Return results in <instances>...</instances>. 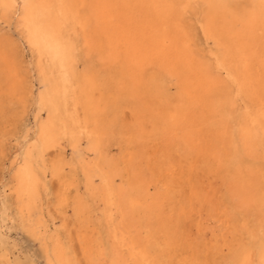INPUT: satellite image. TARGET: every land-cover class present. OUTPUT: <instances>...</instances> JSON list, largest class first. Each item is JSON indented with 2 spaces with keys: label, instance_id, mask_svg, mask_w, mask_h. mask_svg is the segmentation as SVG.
<instances>
[{
  "label": "bare ground",
  "instance_id": "6f19581e",
  "mask_svg": "<svg viewBox=\"0 0 264 264\" xmlns=\"http://www.w3.org/2000/svg\"><path fill=\"white\" fill-rule=\"evenodd\" d=\"M196 9L217 46L216 65L188 37L187 15ZM0 14L16 19L43 85L35 98V130L13 160L18 210L29 230L42 233V216L34 215L43 211L47 151L67 141L78 152L84 140L95 157L79 163L87 183L99 191L100 229L110 244L106 250L101 236L85 232L81 243L92 239V264H175L184 205L168 201V193L145 177L133 179L132 186L117 184L103 147L106 135L119 128L142 137L150 126L169 165H187L188 176L196 169L216 171L235 209L252 215L254 227L262 229L256 246L226 248L230 263L264 264V0H0ZM1 38L0 92L22 93L25 75L6 48L11 39ZM82 57L87 61L80 69ZM221 67L255 101L254 110L236 103ZM166 79L175 81L174 92ZM57 166L52 161L53 175ZM197 190L191 195L195 202ZM42 236L51 262L71 264L58 230Z\"/></svg>",
  "mask_w": 264,
  "mask_h": 264
},
{
  "label": "rangeland",
  "instance_id": "374dc122",
  "mask_svg": "<svg viewBox=\"0 0 264 264\" xmlns=\"http://www.w3.org/2000/svg\"><path fill=\"white\" fill-rule=\"evenodd\" d=\"M187 16L192 29L188 37L194 43L196 50L208 61L210 60L213 65H216L218 49L216 44L213 43L214 41L208 39L204 32L201 10H192ZM4 18L0 14V38L9 37L11 39V46H5L9 51L12 50L14 64L21 67L19 69L23 71L26 77L23 76L24 88L22 93L16 92L7 95L0 92V264H5V261H9V264H56L49 260L44 240L40 238L43 237V233L54 230L59 231L71 264H92L90 261L94 249L92 239H84V242L81 243L85 232L91 231L95 233V237L101 236L100 240L106 250L109 249L110 244L104 229H100V223L103 219L100 212L99 191L87 183L86 176L79 163L82 158L95 157V153L86 148L84 140L82 141L83 146L78 152H75L67 141H64L63 145H58L56 148L47 151V190L43 193L41 201L43 209L41 213L43 214L34 215L36 219L42 216L41 220L46 221L44 223L45 221L40 220L42 223L40 222L39 229L42 233L36 234L31 229L35 233H30L24 218L19 213L14 180L16 165L13 160L17 155V148L19 146L25 147L35 130V98L43 85L39 74H37L34 52L29 47L16 19L13 17ZM86 61V58H80V69ZM98 67V69H106V67L99 64ZM220 73L222 76H226L224 78L228 80V85L233 90V96L237 94L238 99L234 97V99H237L236 103L239 105L241 102L239 105L241 108L254 110L255 101L249 94L241 91L243 87L233 77L230 69L221 67ZM166 80L170 91L174 92L176 90L175 81L169 82V79ZM242 101L244 102L242 103ZM243 104L245 105L243 106ZM146 122L149 123L148 118ZM152 129L151 131L150 126H148L145 134L138 137L140 134L136 135L135 132L133 134L130 129H128L129 132L127 128H119L106 135L103 147L107 157L113 162L117 184L122 183L132 186L133 179L145 177L151 186L168 193V201L184 205V212L179 211L181 222L179 237L173 247L174 263L231 264L229 259L226 258L227 255H225L227 247H236L240 243L253 247L260 243L263 240L262 229L254 227L252 215H247L242 209H235L229 196V190L223 184L224 181L219 178L217 172L213 171L205 174L200 169H196L188 176L187 165L182 166V170L178 164L176 166L169 165L164 153H162V151L164 152V144L160 140L161 137L158 135L157 129L153 127ZM25 137H27V140ZM240 147L238 145L239 156L244 159L242 147ZM19 153L22 157L23 151ZM52 161L58 162L56 175H53ZM95 181H98L95 182L98 184L100 178L96 177ZM178 181H183L182 187H180ZM196 190L198 191L196 193L199 194L196 198L197 203L191 199L192 193H195ZM169 205L170 203L165 205L166 213L170 211ZM90 216L91 220H89ZM42 225L47 231L41 228ZM94 257L96 258L95 255Z\"/></svg>",
  "mask_w": 264,
  "mask_h": 264
}]
</instances>
